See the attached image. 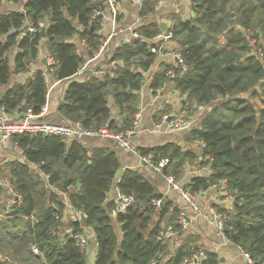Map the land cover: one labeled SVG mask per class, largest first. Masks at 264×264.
I'll return each instance as SVG.
<instances>
[{
	"label": "trees",
	"instance_id": "trees-1",
	"mask_svg": "<svg viewBox=\"0 0 264 264\" xmlns=\"http://www.w3.org/2000/svg\"><path fill=\"white\" fill-rule=\"evenodd\" d=\"M6 1L18 3V7L0 11V85L8 84L11 78V51L17 48L14 61L17 69H24L40 55L43 38L48 53L57 61L54 73L60 79L71 78L82 65L73 42L77 33L87 42V57L98 52L100 15H91L99 5L102 7L101 1L27 0L24 11L21 0ZM147 1L143 13L151 9ZM193 10L195 15L177 21L172 28L187 64L174 81L179 91L197 105L210 106L188 134L204 142L215 173L210 179L196 176L185 187L196 194L216 180H226L234 204L230 210L219 209L228 215L224 235L248 253L253 264H264V59L251 53L247 36L253 33V37V24L264 20V0H193ZM39 20L46 24L44 36L41 30L28 31V21L37 24ZM140 31L142 37L118 44L112 60L122 58L125 65H118L114 75L106 72L91 75L85 82L72 80L61 105L65 115L86 129L108 126L119 131L133 125L138 108L136 91L143 77L141 71H131L127 66L140 53L149 58L145 65L153 60L150 49L156 42L149 44L142 38L157 34L160 28L152 23ZM168 77L165 70L158 72L151 86L162 85ZM46 91L45 73L39 69L27 83L9 86L0 97V105L7 113L28 107L38 113L46 101ZM109 95L125 115L121 127L111 116ZM11 140L22 149L24 159L10 163L14 189L22 199L12 205L9 214L35 218L29 220L30 235L22 237L21 242L39 248L47 264H89L90 255L66 229H59L66 203L47 187L43 174L29 167L33 163L49 175V183L59 182L65 175L62 188L71 186L67 189L71 206L86 214L70 221L69 227L74 233L93 231L98 242L94 264H182L185 256L199 249L185 240L168 254L169 237H159L166 230L163 220L172 213L171 230L180 233V210L174 207L170 211L172 200L157 192L137 170L126 169L118 183L124 192L135 196V201L116 218L112 216L115 204L106 199L120 165L114 149L103 146L89 152L81 139L42 132L15 134ZM168 147L153 148L155 160L169 156L179 169L183 161L179 147ZM167 170L166 166L164 172ZM2 193L0 182V200ZM157 198L163 199L159 210L151 204ZM21 222V226H27V221ZM116 222L120 223L121 234ZM219 261L217 252L206 250L197 264Z\"/></svg>",
	"mask_w": 264,
	"mask_h": 264
},
{
	"label": "crops",
	"instance_id": "crops-1",
	"mask_svg": "<svg viewBox=\"0 0 264 264\" xmlns=\"http://www.w3.org/2000/svg\"><path fill=\"white\" fill-rule=\"evenodd\" d=\"M93 1L102 2L103 16L99 18L97 23V32L101 34L102 39L111 32L113 18L111 11L105 5V0ZM147 2V0H143L142 3H136L133 0H119L117 3L119 13L118 17H116V25L118 28L132 26L140 34V28L142 26L146 28L148 25L154 23L156 27L160 28L158 32L160 33L161 31L174 28L177 21L186 20L192 15H195L192 0H164L160 5L156 4L157 0H149L151 9L143 13V8L144 10L147 9L145 8ZM17 7L18 3L4 0L0 11L4 12ZM78 31H80V28H78ZM157 34H153V36L150 34L149 36L143 35L144 37L142 39L146 40L149 44L158 42L156 38ZM129 35V30L118 32L112 37L108 46L100 55L95 54L94 57L89 58L85 55L88 46L87 42L84 39L81 40L77 33L73 42L76 43L77 52L83 59L82 65L79 68H84V70L81 73L77 71L71 78L63 79L57 78L55 75L56 68L49 71L47 70L46 64L42 62L43 57L47 59L51 55L47 51L45 38H43L41 44L40 55L30 62L26 68L21 70L17 69L14 61L16 57L15 53L17 52V48H15L9 54L12 66L11 78L8 84L0 85V97L9 86L15 83H27V81L33 79L35 71L41 69L44 71L46 77V93L49 92V96L46 98L48 111L36 120L43 123L80 124L79 121H73L61 111V105L65 101L69 84L72 80L85 82L91 75H102L106 72L114 75L117 66L125 65V62L122 58L112 60L113 55L118 44L127 41L126 39ZM150 50L152 51V47ZM177 50H180V48L174 38L164 43L162 51H153V60L148 65H145L144 61L149 58L140 53L134 56L137 57L136 59L132 57L131 62L127 66L131 71H141L143 77L141 87L136 91L138 95V108L136 113L141 112V121L138 129H136L131 137L132 149H124L118 146L112 139L104 137L85 136L81 140L86 144L89 152L95 147L103 146L116 151L120 165L117 168L106 201H111L116 204L115 189L119 186L118 183L122 173L129 168L139 171L155 187L157 192L164 194L168 199L172 200L173 205L170 211H173L174 207H178L179 210H185L189 218V225L187 228L182 229L180 233L172 231L174 229L169 224L172 213L163 220L164 226L170 231L171 236V239H169L168 254L173 253L177 245L186 240L193 247H202L205 250L217 252L221 264H250L244 252L238 246L220 236L215 226L202 214V212L207 211L210 207H215L220 210H230L233 208L234 196L227 186L226 180H216L208 188L197 192L195 195L199 209H195L185 204L179 192L169 185L165 174L154 171L142 159V156L153 153V148L159 149L163 147L168 149V146H176L179 147L183 161L181 160L180 168L175 169V162L173 160L171 161L169 156H163L169 160L166 174L174 175L180 183L187 186L196 176L210 179L215 173L214 166L208 160L209 156L205 154L204 142L188 134L192 127L199 125V122L210 106L197 105L186 93H181L176 87L174 77L182 73L181 66L173 53ZM163 70L169 76L168 79L158 87L151 86L154 75ZM108 99L112 110L111 116L118 122L119 127H121L125 115L119 110L112 95H109ZM2 107L0 105V120L3 116H10V119L17 120L25 113V110L19 111V109H14L7 113ZM182 111H186L187 116L193 121L189 127L180 130L170 129L166 125L160 128L157 127V124L164 115L174 117ZM23 159L24 157L16 143L11 139L3 142L0 147V181L3 186V193L0 200V264H47L44 253L39 248L33 244H29L27 241H25L27 242L25 244L21 242L22 237L30 235L29 220L34 221L35 218L33 216H24L22 218L19 213L9 214L12 205L16 202L21 203L22 199L21 197L18 198L19 194L14 189V177L11 173L10 163ZM29 167L34 172L39 171L43 174L48 187L49 181L47 174L39 169V165L33 163ZM175 170L178 172H175ZM64 202L66 203V208L63 210L61 224H59L61 231L68 229L69 222L76 219L75 208L71 206L67 199ZM112 216L116 218L113 214ZM22 219L24 222H28L27 226H21ZM116 229L121 234L119 222H116ZM90 237L92 247L86 250L90 255L89 264H94L97 246L95 237L91 232ZM34 246L37 251H35Z\"/></svg>",
	"mask_w": 264,
	"mask_h": 264
},
{
	"label": "built area",
	"instance_id": "built-area-1",
	"mask_svg": "<svg viewBox=\"0 0 264 264\" xmlns=\"http://www.w3.org/2000/svg\"><path fill=\"white\" fill-rule=\"evenodd\" d=\"M136 3H142L143 0H133ZM164 0H157L156 4L160 5L163 3ZM27 2V0H21V9L24 11V4ZM105 5L109 8L112 14V23L113 28L108 36L101 39L98 52L96 55H100L108 46L110 40L114 35H116L118 32H124L129 30L130 35L126 39L127 41H130L132 37H139L140 34L132 27H122L118 28L116 25V17H118V9H117V3L118 0H105ZM193 4V0H192ZM103 8L99 5L97 8H95L92 12L91 17L96 18L98 15L103 14ZM45 21L39 20L37 24L32 23L31 21H28V31L29 32H35L37 30H42L45 27ZM141 37V36H140ZM156 38L158 39V42H156V45L152 47V51L159 52L163 50L164 43L168 40L174 39V33L172 29L161 31L156 35ZM176 56V59L178 63L181 66L182 72L186 70L187 64L184 60L183 54L181 50H177L173 52ZM57 64L56 59L53 55H49L47 58V70L52 71L55 68V65ZM84 70V68H79L78 73H81ZM49 96V92L46 93V98ZM3 108V107H2ZM4 109V108H3ZM48 111V105L45 101V103L42 105L41 110L38 113H35L32 108L28 107L25 110L24 115L17 120H12L8 116H3L0 120V147L2 146L3 142L7 141L8 139H11V137L15 134H21V133H37L42 132L46 134H59L67 139H82L85 136H96V137H104L112 139L118 146L124 148V149H132V143H131V137L135 133L136 129H138L141 121V112H138L135 114L134 123L130 128H127L123 131H113L108 126H103L99 129H86L80 127V124L75 125H69V124H61V123H43L41 121L36 120L41 115L45 114ZM193 121L189 116H187L186 111H182L180 114L169 117L168 115H164L161 118V121L157 124V127H163L166 125L170 129H184L185 127H189ZM19 150L21 154L23 153L22 149L19 147ZM142 159L150 165L154 171L164 174V169L167 166L169 160L166 157H161L158 161L155 160V155L153 153H148L144 156H142ZM166 180L169 183V185L177 190L185 202L186 205L191 206L195 209H199V206L197 205V197L195 193L191 192L189 189H187L182 183H180L174 175L171 174H165ZM115 207L113 209V215L116 217L118 213L125 211L134 201L135 196L132 193H126L124 192L119 186L115 189ZM21 195H18V198H20ZM151 204L156 210H159L162 204V199L157 198L153 199L151 201ZM77 218L81 219V217H85L86 214L83 210L77 209ZM204 217L212 223L217 233L224 237L226 240L227 238L224 235V224L226 219L228 218V215L225 212L220 211L219 209L215 207H210L207 211L202 212ZM178 221L181 224L182 228H187L189 225V218L187 216V213L185 210H180L178 213ZM169 237L170 231L167 229L163 231L159 237ZM75 239L77 244L82 249H87L88 240L86 237V234L84 233H77L75 235ZM89 239V238H88ZM96 246H98V242H95ZM35 251H37L36 247L34 246ZM206 253V250L203 248H199L195 252L191 253L188 256H185L183 258L182 264H197L200 262L202 258H204ZM245 257L249 261L250 264H253V261L248 253L244 252ZM155 264V262H153Z\"/></svg>",
	"mask_w": 264,
	"mask_h": 264
},
{
	"label": "rangeland",
	"instance_id": "rangeland-1",
	"mask_svg": "<svg viewBox=\"0 0 264 264\" xmlns=\"http://www.w3.org/2000/svg\"><path fill=\"white\" fill-rule=\"evenodd\" d=\"M263 21L262 22H255L253 24L252 29L254 30V33H255V35L253 37H251V35L253 33L252 34L249 33L250 36H249V34L247 35L249 37L248 39H249V43L251 45V51H252L251 53H253L255 55H259V57L261 59H264V25H262ZM46 47H47V45H46ZM254 99L256 100V102H258L261 105V103L259 102L260 100H259L258 96H256ZM8 117H10V116H8ZM39 169H40V167H39ZM164 174H166V173L164 172ZM64 177H65V175H63V178ZM47 178L49 179V175H47ZM63 178L59 182H54V183L48 182V188H52L54 190V192L56 193V195L59 196L58 198L63 199V200L67 199L69 201V192L67 191V189H72V188H71V186H70V188L67 187V189L62 188V185H63L62 183L65 182V180H63ZM50 184H51V186H50ZM162 203H163V199H162ZM76 210L77 209H75V211ZM75 214H76L75 216L77 218V215H78L77 212ZM66 232L73 235L74 238H75V235L77 234V233H74L70 227L68 229H66ZM90 232L93 233V231L90 229L86 232H80V233L86 234V237L88 240L87 249L89 247L90 248L92 247V244L90 243V240H91ZM93 236H94V233H93ZM169 239H171V236L169 237ZM199 248H202V247H199ZM83 250H85V249H83ZM85 251H87V250H85ZM219 263L221 264V260L219 261Z\"/></svg>",
	"mask_w": 264,
	"mask_h": 264
},
{
	"label": "water",
	"instance_id": "water-1",
	"mask_svg": "<svg viewBox=\"0 0 264 264\" xmlns=\"http://www.w3.org/2000/svg\"><path fill=\"white\" fill-rule=\"evenodd\" d=\"M118 1H119V0H118ZM102 16H103V15L100 14V17H102ZM45 32H46V29H45V27H44V28L41 30V35L44 36V35H45ZM42 62H43L44 64H47V59H46V57H43ZM80 127L83 128L82 125H80ZM204 149H206V147H204ZM143 161H144V160H143ZM144 162H145V161H144ZM145 163H146V162H145ZM77 184L80 185V182L78 181Z\"/></svg>",
	"mask_w": 264,
	"mask_h": 264
}]
</instances>
